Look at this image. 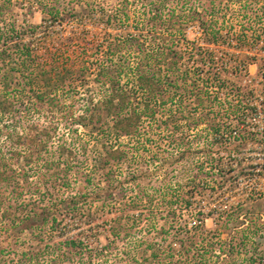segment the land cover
<instances>
[{
  "label": "trees",
  "instance_id": "1",
  "mask_svg": "<svg viewBox=\"0 0 264 264\" xmlns=\"http://www.w3.org/2000/svg\"><path fill=\"white\" fill-rule=\"evenodd\" d=\"M167 5L168 0L156 2L150 20L151 28L155 33L160 29L162 39L168 44L162 42L161 48L149 54L137 36L130 35L126 46L139 51L138 60L122 61L120 57L112 64L100 63L97 71L87 65L83 56L70 58V50L58 44L52 50L47 49V37H38L37 33L44 28L46 34L48 25L19 26L9 22L0 25V142L3 141L0 147V211L3 209L2 217L9 221L5 238L17 239L14 244L13 241L6 244L0 241V264H234L237 255L244 256L245 263L251 264L260 259L257 250L247 248L264 244V218L248 211L244 203L253 192L236 199L222 216L218 214L221 218H214L216 228L208 230L205 226L207 216H204L209 213L199 212L201 218L194 223L184 217V212L193 207L192 198H189L193 197V192L185 196L188 198L178 194L168 205L160 206L153 204V197L145 194L146 189L142 193L145 186L137 181L145 176L143 171L129 170L128 177L120 179L126 172H120L119 168L131 163L129 151L137 149L139 152V146H105L106 151L97 160L96 172H89L84 178L90 185L86 190L69 195L57 192L59 179L70 180L73 172H80L74 159L79 151L87 150L91 138L108 141L114 136L118 141L121 137H130L140 142L144 131H148L143 128L145 121H159L161 125L174 123L179 133L181 121L187 118L185 113L189 110L193 115L191 106H203L211 101L212 114L196 120L194 117L189 125L211 122L212 137L205 150L210 168L205 171L211 175L214 189L220 192L217 196H226L223 189L231 175L241 169V151L257 139L247 120L253 117L259 105L252 102L251 91H241L235 84L227 86V78L222 74L215 73L212 79L215 82L201 87L190 68H182L178 62L182 53L169 43H174L177 37H187L186 30L192 22L199 23L203 30V43L219 45L223 39L217 28L219 19L211 13L203 14L193 9L190 14L177 13L175 7L166 11ZM2 7L0 3V17L4 14ZM50 16V23H54L70 14L56 10L51 11ZM42 22H47L46 18ZM168 36L170 38L166 39ZM108 48L113 52L118 49L114 50L112 44ZM207 51L205 55L210 58H204L205 64L214 68L217 62L214 52ZM95 71L96 79L103 78L102 84L110 85L109 92L98 101L92 96L83 98L77 86L78 81L83 82L87 74ZM223 88L236 90L241 103L234 99V104L227 107L231 99L223 96ZM79 105L83 111L77 115ZM228 119L237 126L233 138L226 132L231 128L227 125ZM62 123L68 131L58 127ZM80 127L86 132L82 133ZM187 143L188 140L180 145ZM187 148L180 146L178 156L170 162V159L162 160L160 152L154 153V158L162 160L165 169L161 186L165 197L170 192L175 195L171 189L170 165L179 163L187 154ZM225 152L231 158L234 156L235 162L226 163ZM21 158L26 160V165L16 170L14 165ZM34 167L42 171V184L30 178ZM98 172L102 173L101 182L94 178V173ZM185 175L182 171L179 178ZM133 182H137L139 190L129 195L127 190L131 188L125 184ZM235 185L232 186L235 188ZM120 190L125 192L116 197ZM159 211H165L166 222L160 227L158 224L154 228L151 226L148 231L141 230V223L155 220ZM176 223L183 224L177 227ZM25 231L30 233L35 244L20 251L14 245H18L19 234ZM139 231H142L141 236H138ZM105 233L102 242L100 236ZM227 254L228 258H221ZM257 263L264 264V261Z\"/></svg>",
  "mask_w": 264,
  "mask_h": 264
},
{
  "label": "rangeland",
  "instance_id": "2",
  "mask_svg": "<svg viewBox=\"0 0 264 264\" xmlns=\"http://www.w3.org/2000/svg\"><path fill=\"white\" fill-rule=\"evenodd\" d=\"M158 1L159 0H0V3L3 5L2 8L4 9V14L0 17V25L5 22L17 24L19 26H24L25 24L48 25L49 28L46 30V34H44V28L43 31L39 30V33H37L38 37H47V44H49L47 49L52 50L54 46L57 47L58 44L59 47H62L66 51L70 50V58H81L83 56L87 65L94 67L97 71L100 63L112 64L117 62L120 57H122V61L127 59L136 62V60H138L140 57L138 54L139 51H137L135 47L126 46L129 44L127 39L131 37L130 35H136L138 42L144 44L146 53L149 52V54L161 48L162 42L168 44L166 40L164 41L162 39L160 29H158L159 32L155 33L153 28H151L152 21L150 20V16L155 9L154 4ZM174 7L178 10L177 13L181 14L185 12L186 14H190L193 10L202 12L203 14L207 12L208 15L211 13L219 19V26H217V28H220V33L223 36L219 45L210 46L202 41L205 34L199 27V23H189L186 30L187 37H181L180 39L177 37L174 43H169L170 45L172 44L177 52L182 53L178 60L182 68L188 66L193 78L197 79L201 87H203L202 84L210 86L211 82H215L212 80L213 77L216 76L215 73L222 74L224 78H227V86H233L235 84L236 86H240L239 88L241 91H251L250 97L252 96V99H254L252 102L258 104L259 107L261 106L259 110L264 115V0H168V5L165 10L167 11L169 8ZM56 10H59L63 14L68 13L70 16L66 19H57L54 23H50V12ZM44 18L47 20L45 23L42 22ZM70 38H72V40H70ZM169 38L170 36L166 37V39ZM60 41L63 43H59ZM109 44L113 45L114 50H116V48L118 49L115 52L109 50ZM207 49L213 50V55L217 58H215L217 62L214 68L205 64L206 59L204 58L209 56L205 55V52H208ZM223 65L225 66L223 67ZM96 71L87 74L83 82L80 83V81H78L77 86L79 94L83 96V98L92 96L98 101L102 100L104 94L109 92L110 85L102 84L103 78L100 80L96 79ZM130 78L133 79L134 77L131 76ZM122 82H126V76L122 78ZM231 90L232 89L226 88L222 90L223 96L231 99V103H227V107L229 104H234V99H237L234 102H238V104L241 103L236 96V90ZM214 96L215 94H212L211 98ZM213 99L215 100V98ZM68 103H70V101H68ZM83 103L84 100L81 101L80 104ZM82 108L81 106L77 108V115L82 113ZM215 110L217 111V108H215ZM191 112L193 115H191L189 110L185 113L187 118L181 121L182 130H180L179 133L174 123L167 124L163 122L161 125L159 121L158 123H149L145 121L143 123V128L148 131H144L145 133L140 142L135 139H130V137H121L118 141H116L114 136H111L108 141L98 140L94 137L91 138L86 148L87 150L79 151L77 157L74 159L80 167V172H73L70 180L59 179L57 181V192L69 195L81 190H86L90 185L84 181V178L89 172L90 174L96 172L97 160L104 154V151H106L105 146L107 148H109L111 144H120L124 147L128 146L127 148L139 146V152H137V149H131L129 151V160L131 163L125 164L119 168L120 172H122V170L126 172V175H121L122 177H120V179L123 180L124 176L128 177L129 170H137V172L143 171L145 176L141 177L137 182L145 186L142 193L146 189L145 194H148L151 198L153 197V204L160 206L168 205L169 200L178 196V194L185 197L186 195H192L191 192H193L195 195L193 194V197H189L192 198L193 207L189 211L184 212V217L188 221H191V223H194L196 221L198 222V219L201 218L199 212L209 213L210 215L204 216V218L207 216V218H205V226L208 230H214L216 228V221L214 218H221L218 217V214L222 216V212L230 210L231 206L234 205L233 202H237L236 199L246 194V192H249L250 189H254L252 190L253 194L250 198H247L244 203L248 205V207H246L248 211L264 217V177L259 178L255 176V171L253 170L250 171L251 174L246 173L249 178H243L236 190L230 185L235 181V177L231 175L230 180L232 179V182H228V185H226L222 192L226 196H217V193L220 194V192L214 189V181L211 175H209V173L207 174L205 171L210 168L205 150H207L208 140L212 137V134H210L211 122L199 125L191 123L189 125V121L194 117L193 120H196L203 116L206 117L208 114H212L211 101H206L203 106L192 105ZM246 112L248 113V110H246ZM256 112H254V114ZM187 114L191 116L188 117ZM249 116L251 115L249 114ZM229 120L230 119L226 122L227 125H231V128L226 132L229 137H232L233 135L230 133L237 129V126L232 120V122ZM261 123L263 125L264 120ZM256 125H260V123ZM58 127L62 128L64 131H68V128L65 127L63 123ZM259 127L254 128L258 130ZM79 130L82 133L86 132L82 127H80ZM86 130L89 129L87 128ZM177 138L180 139L176 140ZM187 140V144L180 145V142H187ZM2 142H0V147L3 145ZM259 143H261V140H259L257 144ZM253 145L254 143H251L241 151V155L247 160V164L250 163L252 158H259V154H256L259 149L253 150ZM180 146L183 149L188 148L186 149L187 154L179 163L170 165V169H172L171 189L174 190L175 195L173 192H170L169 195L165 197L164 192L161 190V186L165 180L163 176L165 169L161 162L164 158L167 160L170 159L168 162L174 160L181 150ZM159 152V156L162 158L161 161L160 159L157 160L154 158V153ZM224 156L226 163L235 162L227 152L224 153ZM25 165L26 160L21 158L20 162L14 165V168L20 170ZM160 166L162 168H160ZM247 166L250 167V165ZM165 168H167V165ZM182 171H184L186 175L185 177L183 176V178H179ZM31 172V180L42 184L44 180L41 173L42 171L34 167L31 169ZM101 174L102 173L99 172L94 173V178L99 182H101ZM193 175L196 177L193 178ZM137 182L125 184V186L131 188L127 190V194L134 195L135 192H138L139 187L136 186ZM43 190H45V188ZM120 191L121 192L118 191L116 197H120L123 192H125L122 190ZM8 192L9 191H7V193ZM240 193L242 194L240 195ZM28 196V193H26V200L29 199ZM1 210L3 211V209ZM2 211H0V241L5 244L13 241L14 244L17 239L13 238L11 240V238H5L9 221H6L4 217H2ZM163 214H165V211H159L157 212L155 220L143 221L141 223V230L148 231L151 226L154 228L156 224H158L157 227H160L166 222ZM150 222H152V224H150ZM181 224L183 223H176V226H181ZM72 225L75 226V223ZM106 234L107 233L100 236L102 242H104ZM19 235L20 242L17 243L18 245H14L16 249L20 251L28 250L35 244L31 241L29 232L25 231V233ZM141 235L142 231H139L138 236ZM247 248L248 250H257L260 254V259L258 261H264V244L260 247L255 244L251 247L248 245ZM226 256L227 257L222 255L221 258L229 257L228 254ZM12 257H14V255H11V258ZM5 258L9 259L10 257L5 256ZM15 258H17V255ZM235 258L236 259L233 261L234 264H247L244 261V256L237 255ZM258 261L251 264H258ZM221 264H223V262Z\"/></svg>",
  "mask_w": 264,
  "mask_h": 264
},
{
  "label": "built area",
  "instance_id": "3",
  "mask_svg": "<svg viewBox=\"0 0 264 264\" xmlns=\"http://www.w3.org/2000/svg\"><path fill=\"white\" fill-rule=\"evenodd\" d=\"M260 107L258 106L257 112L255 114H253V117L250 116L251 119L249 118L247 120V122H248L247 124H250V130L254 131L255 134H257V139L254 142L253 150L259 149V151L256 153V154H259V158H255L256 160L252 158L250 163L247 164V162H246L247 160H245L244 157L240 154V159L242 160L241 169L239 170V172L235 171L236 175H234L235 173L232 175V177H235L234 178L235 181L232 182V179L229 181V182H232L230 184L231 186L235 185V183L237 184V185H235V190L237 189V186L241 184L240 181L243 178L248 177L246 173L251 174V172H250L251 170L255 171V176H257L259 178L264 177V124L262 125V123H261L264 120V115L259 110ZM258 123H260V125H256ZM254 127H259V128H258V130H255ZM235 131L233 132V134H231V135H233L232 137H229V135H228V137L233 138L235 136ZM259 140H261V143L257 144ZM232 157L234 158V156H232ZM257 159H259V160H257ZM247 165H250V167ZM252 190H254V189H252ZM252 190L250 189L249 192H252ZM249 192H246V194H248ZM240 194H242V193H240Z\"/></svg>",
  "mask_w": 264,
  "mask_h": 264
}]
</instances>
